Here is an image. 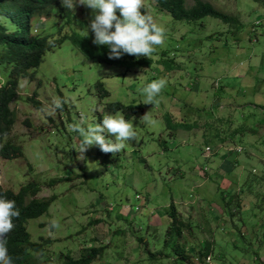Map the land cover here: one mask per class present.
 I'll return each instance as SVG.
<instances>
[{"label":"rangeland","instance_id":"374dc122","mask_svg":"<svg viewBox=\"0 0 264 264\" xmlns=\"http://www.w3.org/2000/svg\"><path fill=\"white\" fill-rule=\"evenodd\" d=\"M206 1L236 21L175 19L144 0L142 13L164 28L166 40L150 59L124 54L123 64L80 49L97 46L88 27L92 9L77 3L61 17L52 5L30 16L33 33L65 35L28 69L32 78L18 77L9 103L14 122L3 139L20 153L0 155L2 187L15 191L32 181L35 196L55 195L25 221L41 245L33 264H63L92 248L83 264H264V0ZM17 11L0 13V22L18 27L26 13L10 17ZM9 66L0 63V80ZM97 79L107 93L99 95ZM160 79L167 84L156 102L144 104L142 89ZM31 94L38 105L27 99ZM57 99L63 108L50 116ZM110 101L134 106L112 109ZM147 112L154 123L140 122ZM119 114L133 122L136 140L115 156L98 146L80 155L73 125L95 126ZM169 202L190 224L179 237L165 233ZM53 220L59 227H50ZM207 241L209 258H199Z\"/></svg>","mask_w":264,"mask_h":264},{"label":"trees","instance_id":"16d2710c","mask_svg":"<svg viewBox=\"0 0 264 264\" xmlns=\"http://www.w3.org/2000/svg\"><path fill=\"white\" fill-rule=\"evenodd\" d=\"M154 2L158 9L167 11L171 17L175 19L196 20L205 15H210L223 21H236L235 17L218 10L206 0H194L190 5H186L185 0H154ZM52 5L58 8L61 17L69 15L70 10L62 6L61 0H0V13L9 15V10H13V8L18 11L10 16L12 18L16 15L26 13V16L18 27L7 28V26L0 22V63H7L10 65L6 76L0 80V155L4 157L16 156L17 153H20L17 144L7 142L3 139V136L9 132L14 122V114L9 103L17 96L15 86L18 77L20 75H28L32 78L33 72H28V69H33L37 66L40 55L44 52L45 48L54 42V40H60L65 37V35H62L61 37L49 40L46 35H38L30 31L29 18L35 10L48 9ZM75 36L76 34L73 33L69 35L72 42L77 43L78 40ZM80 49L89 56H97L99 59L109 63H124L123 57L119 59H109L108 53L110 49L106 46L97 45L95 46V50L91 49L90 52L86 51L82 45ZM137 62L138 61H133L128 66H133ZM94 85L99 95L107 93L100 79H97ZM27 99L36 105L39 104L38 100L34 98L32 94L29 95ZM108 105H110L112 109L121 106L132 109L134 106L122 104L119 101H110ZM166 124L169 127H177L180 125L188 126L183 123L181 124L180 121L172 124L166 121ZM38 190V185L32 181L21 184L15 191L0 185V196L9 200H14L20 211L19 218L14 220L16 225L15 229L7 236V248L9 255L13 259V264H33L31 261L33 253L41 250L40 243L30 239L29 232L25 227V221L27 218L35 217L44 212L55 195L51 194L47 197L35 196ZM168 207L169 209L166 212L168 226L165 233L168 237L173 235L179 237L182 233L181 227L186 226L187 228L190 227V224L188 220H185L177 214L173 202H169ZM174 247L179 249L181 254H185V249L179 244H175ZM210 248V242H205L198 251L199 258H201L202 255L207 256ZM96 249L97 248H92L88 253L75 259L68 258L63 264L87 263L91 260ZM202 262L203 261H199L194 264H204Z\"/></svg>","mask_w":264,"mask_h":264},{"label":"clouds","instance_id":"9594fccd","mask_svg":"<svg viewBox=\"0 0 264 264\" xmlns=\"http://www.w3.org/2000/svg\"><path fill=\"white\" fill-rule=\"evenodd\" d=\"M77 3L96 13L88 26L94 33L92 42L110 49L109 59H119L124 54L135 56L136 59H150L156 46L163 45L166 40L164 28L158 26L146 11L142 13L141 10H145L144 0H61L63 7L73 11ZM166 84L165 79L154 80L143 88L144 104L153 105ZM63 103L60 99L55 100L48 115H54L57 109H62ZM140 122L154 123L148 112L140 118ZM73 130L82 137L79 145V154L82 156L92 146H98L103 153L115 156L125 148L126 142L137 138L133 122L126 120L122 114L106 115L102 123L95 126H84V121H81L73 125ZM19 216L15 201L0 196V264H13L7 248V236L15 229L14 220ZM50 227L57 228L59 224L53 220Z\"/></svg>","mask_w":264,"mask_h":264},{"label":"built area","instance_id":"2783aa9c","mask_svg":"<svg viewBox=\"0 0 264 264\" xmlns=\"http://www.w3.org/2000/svg\"><path fill=\"white\" fill-rule=\"evenodd\" d=\"M263 17H264V16H263ZM261 19H262V17L255 18L254 21H253V25H257V24H259L260 21H261ZM251 29H253V27H252ZM204 148H205V149H208L209 147H208V146H205ZM238 150H239V148H238ZM208 258H209V256L207 255V256H206V259H208Z\"/></svg>","mask_w":264,"mask_h":264},{"label":"crops","instance_id":"0c3cea01","mask_svg":"<svg viewBox=\"0 0 264 264\" xmlns=\"http://www.w3.org/2000/svg\"><path fill=\"white\" fill-rule=\"evenodd\" d=\"M257 260H258V259H257ZM257 260H255V261H254V263H256V264H257V262H258ZM254 263H253V264H254Z\"/></svg>","mask_w":264,"mask_h":264}]
</instances>
